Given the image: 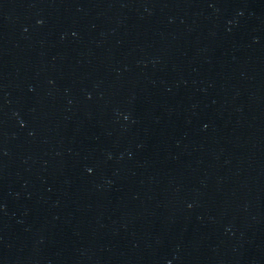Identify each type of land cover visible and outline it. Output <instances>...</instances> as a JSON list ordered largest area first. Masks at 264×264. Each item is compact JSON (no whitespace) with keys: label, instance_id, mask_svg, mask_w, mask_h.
<instances>
[{"label":"water","instance_id":"water-1","mask_svg":"<svg viewBox=\"0 0 264 264\" xmlns=\"http://www.w3.org/2000/svg\"><path fill=\"white\" fill-rule=\"evenodd\" d=\"M205 0H0V113L136 46Z\"/></svg>","mask_w":264,"mask_h":264}]
</instances>
